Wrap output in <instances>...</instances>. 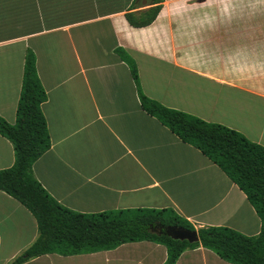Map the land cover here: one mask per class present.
Masks as SVG:
<instances>
[{"label": "crops", "instance_id": "0c3cea01", "mask_svg": "<svg viewBox=\"0 0 264 264\" xmlns=\"http://www.w3.org/2000/svg\"><path fill=\"white\" fill-rule=\"evenodd\" d=\"M0 0V116L16 119L26 50L46 92L50 147L32 165L60 204L93 213L172 208L195 229L246 235L261 221L246 194L193 145L145 111L142 92L165 106L222 123L264 145V0ZM161 8L145 26L126 12ZM14 162L0 134V169ZM38 236L34 215L0 190V264ZM166 246L124 242L88 253H47L21 264H163ZM175 264H233L198 246Z\"/></svg>", "mask_w": 264, "mask_h": 264}, {"label": "trees", "instance_id": "16d2710c", "mask_svg": "<svg viewBox=\"0 0 264 264\" xmlns=\"http://www.w3.org/2000/svg\"><path fill=\"white\" fill-rule=\"evenodd\" d=\"M160 8V4H155L144 11L126 12L125 17L133 26H145L155 19ZM118 52L130 68L142 108L182 141L199 149L238 185L260 218L259 232L246 235L225 225L203 226L196 229L199 240L189 242L152 231L158 230L159 226L172 225L195 229L189 220L172 208L82 213L60 204L32 172L33 163L48 150L51 141L41 109L46 92L37 73L36 56L28 48L15 122L10 123L0 116V134L12 143L14 150L13 164L0 169V190L17 199L34 215L38 236L9 264H21L47 253L68 255L108 250L124 242L140 240L166 246L167 256L163 264H175L185 249L200 245L233 264H264V145L222 123L207 121L146 96L140 88L134 59L123 49L119 48Z\"/></svg>", "mask_w": 264, "mask_h": 264}, {"label": "water", "instance_id": "95a60500", "mask_svg": "<svg viewBox=\"0 0 264 264\" xmlns=\"http://www.w3.org/2000/svg\"><path fill=\"white\" fill-rule=\"evenodd\" d=\"M153 232L158 234H166L174 239L187 240L189 242H196L199 240L196 229H188L183 226H159L158 230L153 229Z\"/></svg>", "mask_w": 264, "mask_h": 264}]
</instances>
